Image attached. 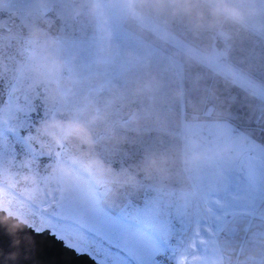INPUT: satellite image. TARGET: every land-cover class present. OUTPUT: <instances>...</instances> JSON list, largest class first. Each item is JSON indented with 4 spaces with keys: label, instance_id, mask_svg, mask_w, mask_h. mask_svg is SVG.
I'll list each match as a JSON object with an SVG mask.
<instances>
[{
    "label": "rangeland",
    "instance_id": "1",
    "mask_svg": "<svg viewBox=\"0 0 264 264\" xmlns=\"http://www.w3.org/2000/svg\"><path fill=\"white\" fill-rule=\"evenodd\" d=\"M225 3L0 0V208L101 264H264V0Z\"/></svg>",
    "mask_w": 264,
    "mask_h": 264
},
{
    "label": "water",
    "instance_id": "2",
    "mask_svg": "<svg viewBox=\"0 0 264 264\" xmlns=\"http://www.w3.org/2000/svg\"><path fill=\"white\" fill-rule=\"evenodd\" d=\"M0 264H101L50 230L36 231L0 208Z\"/></svg>",
    "mask_w": 264,
    "mask_h": 264
},
{
    "label": "clouds",
    "instance_id": "3",
    "mask_svg": "<svg viewBox=\"0 0 264 264\" xmlns=\"http://www.w3.org/2000/svg\"><path fill=\"white\" fill-rule=\"evenodd\" d=\"M149 0H127L128 6H129V10L133 12V14H135V10H136V5L140 4H146L148 3ZM158 2L162 3L163 0H158ZM95 10V9H94ZM186 12H191V8H185ZM212 14L216 17H220V16H227L228 18L234 20V21H240L242 20V14L239 12V10L234 9V8H230L227 6V4L225 3V0H217V7H215L214 9H212ZM53 67L55 68H59L58 64L53 65ZM51 128H59L61 130H63L65 132L66 135H70V136H75L77 138H80L83 140V142L89 146H91V138L88 135L86 129L80 125V124H76V123H68V124H60V123H56L53 124L51 126H49ZM48 128H45L44 131H48ZM95 163V162H93ZM27 166V165H25Z\"/></svg>",
    "mask_w": 264,
    "mask_h": 264
},
{
    "label": "built area",
    "instance_id": "4",
    "mask_svg": "<svg viewBox=\"0 0 264 264\" xmlns=\"http://www.w3.org/2000/svg\"><path fill=\"white\" fill-rule=\"evenodd\" d=\"M215 40H216V43L219 46L223 47V46H225L223 44V42L226 41L227 39L225 37V34L217 33ZM67 239L70 240V237L67 238ZM106 247H107V249L108 248L109 249H112L110 244L109 245H106ZM157 258H158V261H159L160 264H176V262H175L176 261L175 256L174 255H169L167 252L166 253H161V255L159 254Z\"/></svg>",
    "mask_w": 264,
    "mask_h": 264
},
{
    "label": "bare ground",
    "instance_id": "5",
    "mask_svg": "<svg viewBox=\"0 0 264 264\" xmlns=\"http://www.w3.org/2000/svg\"><path fill=\"white\" fill-rule=\"evenodd\" d=\"M143 21H144V24H146V25L148 24L147 21H146L145 19H143ZM155 27H156V26H155ZM156 30H158V27H156Z\"/></svg>",
    "mask_w": 264,
    "mask_h": 264
},
{
    "label": "flooded vegetation",
    "instance_id": "6",
    "mask_svg": "<svg viewBox=\"0 0 264 264\" xmlns=\"http://www.w3.org/2000/svg\"><path fill=\"white\" fill-rule=\"evenodd\" d=\"M219 33H221V34H225V33H223L222 31H218ZM226 35V34H225ZM75 250L76 251H78L76 248H75ZM80 252V251H79ZM82 253H85V252H82Z\"/></svg>",
    "mask_w": 264,
    "mask_h": 264
},
{
    "label": "crops",
    "instance_id": "7",
    "mask_svg": "<svg viewBox=\"0 0 264 264\" xmlns=\"http://www.w3.org/2000/svg\"><path fill=\"white\" fill-rule=\"evenodd\" d=\"M170 36V35H169Z\"/></svg>",
    "mask_w": 264,
    "mask_h": 264
}]
</instances>
